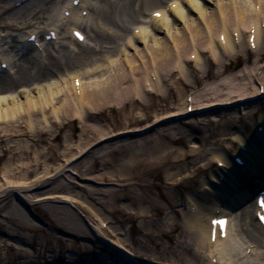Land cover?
Segmentation results:
<instances>
[{
  "label": "bare ground",
  "instance_id": "6f19581e",
  "mask_svg": "<svg viewBox=\"0 0 264 264\" xmlns=\"http://www.w3.org/2000/svg\"><path fill=\"white\" fill-rule=\"evenodd\" d=\"M249 48L258 57L253 65L238 72L227 69L241 50L247 54ZM189 49L187 60L184 55ZM192 58L202 65L203 78L214 80L186 95V76L198 81ZM263 59L264 0H0V161L9 155L0 176V215L6 211L5 219L12 225L6 227L10 238H0V250L5 249L7 256L6 261L1 257L0 264H52V260L58 264L61 254L40 258L43 243L31 239L37 226L28 222L29 206L49 212L58 221L71 218L66 213L75 215L77 223L64 226L85 232L73 208L86 207L82 200L89 198V192L103 191L102 175L118 173L105 158L121 138L113 139L115 134L102 125L99 115L112 107L122 110L130 125L143 124L152 120L145 108L139 109L145 112L138 118L127 117L135 110L132 100L153 107L155 95L148 92L167 95L172 85L177 87L178 109L156 115L143 131L129 130L131 135L140 134L136 140L144 143L133 142L131 136L129 148L156 147L153 154L160 161L168 160L166 174L174 181L182 179L179 163L190 153L192 173L199 170V159L201 168L213 160L216 168L202 178V191L187 198L190 211L182 216L185 237L172 249L159 245L151 260H141L137 249L123 243L119 235L106 237L104 232L112 231L97 214L100 226L90 225V231L111 254H101L106 262L102 264H161L164 259V264H264V114L259 117L262 129L253 135L245 133L242 121L249 108H262L257 103L264 99ZM189 96L192 100H187ZM228 110L241 122L236 128L227 120ZM71 118L80 122L81 135H87L79 145L71 143L70 134L62 148L45 141L50 129H43L41 123L63 130ZM192 118L196 122H189ZM220 119H226L216 126L222 143H210L202 158L197 155L196 137L188 151L182 145L171 146L183 135L192 141L191 129L197 133L205 128L203 137L208 138L214 134L210 125ZM170 134L175 142L168 144L165 137ZM232 142L236 143L233 154L229 152ZM79 161L83 168L78 167ZM103 162L106 168L100 166ZM125 165L123 161L117 168ZM72 166L81 176L89 172L95 176L88 178L90 183H76L66 176ZM12 194L27 208L13 202ZM223 216L228 217L227 223ZM235 217L238 223L233 224ZM25 245L33 251L25 250ZM13 248L18 257L10 255ZM62 260L61 264L80 263L73 253Z\"/></svg>",
  "mask_w": 264,
  "mask_h": 264
},
{
  "label": "rangeland",
  "instance_id": "374dc122",
  "mask_svg": "<svg viewBox=\"0 0 264 264\" xmlns=\"http://www.w3.org/2000/svg\"><path fill=\"white\" fill-rule=\"evenodd\" d=\"M10 1V0H9ZM6 2V1H5ZM13 2V1H11ZM122 5L121 7H123ZM120 16L122 12L120 11ZM94 17L98 18V15L94 14ZM93 23V22H92ZM91 25V24H90ZM217 37V34H216ZM190 51H187L184 55V57L189 60L190 59ZM258 58L256 54L253 52V49L249 48V52L246 54L245 51L241 50L240 55L237 57L236 60H233L227 65V69H233V71L238 72V69H241L245 66L253 65L254 61ZM264 61V59H263ZM191 67L194 70V73L197 74L196 79L198 80L197 83L191 79V77L186 76L185 80V88H186V95H189L190 93H194L196 90H198L200 87L203 88L206 86L207 82H210L214 80L213 78L204 79L203 74L204 71H200L202 68V65H197L195 63V59L192 58L191 60ZM3 66V65H2ZM214 70V69H213ZM190 78V79H189ZM193 80V81H192ZM150 84V83H149ZM197 84V85H196ZM264 86V84L262 85ZM149 87V86H148ZM177 88V87H176ZM175 88V85L171 86V89L169 90L168 87L164 88V93H166L169 90V93L167 95H162L158 97V95L153 94L152 91H149V95H155L152 98L153 107L150 105L148 106L147 103H143L141 100L133 99L132 101H135V110L132 114H128V118H138V115L149 113L152 116V120L145 121L143 124H138L135 126V124H129L128 119H126L125 114L122 112V110H118L115 108H107L104 112H102L99 116V121L102 123V125H106L109 131H111V134L114 133L113 139L121 138V140L118 142V146H113L108 151L114 150L113 153H111L110 156L105 158L108 161V164L112 166H116V170H118V173H115V175H102L105 176L104 182L101 184L100 180L99 186L103 187V191H95L99 192L98 194L94 193V191L89 192L88 197L82 200L83 205L86 207H79L77 206L78 211L74 209L73 212H75L77 215V219L81 221L84 227L85 232H79L77 230L70 231L68 230L67 225L69 223L74 222V217L72 214L66 213V216L71 218H65V220H56L55 217H53L49 212L43 211V209H36L35 206H29V215L26 217L30 218L28 219L29 224H32V222L37 226V229H35L31 234L32 240H38L40 239L42 241V247H40L41 255L40 258H43L44 255H56L61 254L59 256V262L58 264H61L66 259L67 255L70 253H73L74 256H78L80 258L79 264H102L106 263L103 262V260L100 259L101 254L111 256V254H107V249L104 248V246L100 243V240H96V236L93 235V233L90 231L89 226L90 225H97L100 226V222L97 218V214L103 218L106 219L105 224H109V228L111 229L112 233L104 232L106 234V237L114 239L116 237H120L121 241L123 243L134 246V248L137 249L139 258L141 260L146 261L147 258L151 260L153 258V253L158 250L157 247L159 245H163L164 247L168 248H174L176 241H182L185 230L184 225L182 222V216L184 211H190L189 207L187 206V198L190 194H194L198 192V190L202 191V178H208L209 175L212 173V171L216 168V162L213 160L212 165H209L205 168H201L200 163L198 164V169L194 173L191 171L192 169V158L191 153L189 154V157L186 161L182 162L180 161L179 167L181 168L182 172L184 174L181 175L180 180L179 177L176 178L178 181H174L172 179H168L166 172L169 170V163L164 158V162L160 161V159L157 158L156 154L154 155L153 152L156 150L155 148H151L149 144H145V146H140L143 141L141 139H137V136L140 134H134L131 135L134 130L143 131V127L149 124L151 121H153L156 115H168L172 111H175L179 107V97L177 93V89ZM264 88L261 89V91ZM160 98V99H158ZM192 100V96L187 97V100ZM259 104V105H258ZM183 106V105H182ZM181 106V107H182ZM262 106L261 109H251L249 108L248 114L245 116L243 115L242 121L245 125V133L247 135H253L258 132L259 129H262V126H260V114H264V99L260 100L257 103V107ZM141 107V108H140ZM131 104L127 107L126 110H130ZM137 108V110H136ZM142 108H145L144 112H141L140 110ZM184 106L182 107V109ZM140 109V110H139ZM192 106L190 105L188 107V111L191 112ZM256 112L253 116L249 114L250 112L253 114V112ZM226 111L227 120L230 121V125L234 126L235 128L241 124V122H238L235 120V113H231ZM159 113V114H157ZM224 114V113H223ZM240 116V114H238ZM242 116V115H241ZM207 117L210 118V116L207 115ZM226 119H220L218 122H215V124H211L210 128L213 130L212 133L208 138L203 137L205 134V128H200V130L195 133L194 129H191L190 131L193 133L191 140H186L188 138L187 135L180 136L179 141L176 140L175 137L170 134L166 135L165 141L169 144L170 141L173 143L171 146L176 145L177 147L185 146V150L188 151L190 149H193L192 146H194L193 139L195 138L197 142V146L199 151L198 154L199 157H203L204 154L207 151L208 146H210V143H213V141L217 143H222V141L219 140V137L217 135L218 130L216 126L222 125L221 123L225 121ZM125 121V124H124ZM167 121V120H166ZM190 121H195L196 119L192 118L189 119ZM127 122V123H126ZM194 122H191L189 124H193ZM187 124V123H186ZM183 125V123H182ZM215 125V126H214ZM43 127V129H50V132L46 134L44 137L46 142H51L53 144H60L61 148L63 147V143H67L68 141V134L71 135V143L78 144L80 143V138H86L85 136L81 135L82 126L80 122L77 120H74L71 118L68 120L67 127L63 130H58V128H52L44 126L42 123L40 125ZM125 126H128L129 128H123ZM185 128H187L185 126ZM93 130H90V133ZM260 131V130H259ZM120 132V135H117V133ZM94 133V131H93ZM96 133V131H95ZM195 133V134H194ZM129 134V135H128ZM56 136V137H55ZM133 136V137H131ZM96 137V135H95ZM133 138V142H137L140 144L137 146L136 149L129 148V140L128 138ZM112 138V137H111ZM127 138V139H126ZM27 139V138H26ZM123 139V140H122ZM207 141L205 143L204 141ZM169 140V141H168ZM201 141L203 145H201ZM178 142L180 144H178ZM214 142V143H215ZM183 143V144H182ZM42 145V144H41ZM44 145V144H43ZM166 145V143H165ZM164 145V146H165ZM182 145V146H181ZM188 148V149H187ZM236 148V143L232 142L231 147H229V152L231 154L234 153V150ZM151 153L153 156H151ZM161 153H165V149L161 147ZM50 155L56 157V154L50 149ZM9 155L6 156V158H3L2 161H0V176L4 174V167L6 166V160L8 159ZM54 157V158H55ZM165 157V156H164ZM53 158V159H54ZM101 159V158H100ZM152 160V161H151ZM82 161V160H81ZM79 161L80 168L84 167V163ZM84 161L86 159L84 158ZM127 165H125L123 168L120 169L119 165L121 162H123ZM51 163H54V160L51 159ZM108 165V166H109ZM100 166L102 168H106L104 166V162L100 163ZM74 169L70 168V171L68 173L67 178L73 179L74 182L79 183H90L88 181V178H93L92 172H89L90 175H83L81 176L79 174V169L76 168V166H72ZM119 169H118V168ZM200 167V168H199ZM171 170V169H170ZM191 170V171H190ZM94 172H97L96 170ZM123 174H121V173ZM165 172V173H164ZM70 174V175H69ZM186 174V175H185ZM81 177H80V176ZM97 176V175H96ZM84 178L85 181H81V178ZM95 179V178H94ZM97 181V180H96ZM97 183V184H99ZM105 186V187H104ZM106 188H111L112 190H108ZM86 189V187H85ZM115 189V190H114ZM117 189V190H116ZM47 190H51L50 187H48ZM53 191V190H52ZM86 191V190H85ZM92 193V194H91ZM94 193V194H93ZM81 194H84L86 196L85 192H81ZM16 196L12 194L13 202L17 203L19 206L27 208L24 206V204H21V202H18L15 198ZM183 202V203H182ZM72 207V206H71ZM195 207H192L191 210H194ZM6 210V209H5ZM238 211H235V213ZM7 212L3 211L0 215V225L4 228L0 230V238H10L8 233L6 232V227L12 226L9 224V222L6 221L5 216ZM234 214V212H233ZM232 214V215H233ZM73 220V221H72ZM235 221L232 223H238L237 218H234ZM32 221V222H31ZM101 221V220H100ZM74 223H77L76 221ZM231 223V224H232ZM72 224V223H71ZM66 227H65V226ZM233 226H231L232 229ZM119 231H118V230ZM121 229V230H120ZM8 231V230H7ZM115 231V232H114ZM188 229L186 228V232ZM121 232V235L120 233ZM235 237V236H234ZM20 239V236L16 237ZM124 238V239H123ZM130 242H128V241ZM236 240H233L234 242ZM17 246L19 245L16 243ZM2 245V244H1ZM2 247H4L2 245ZM25 250L28 252L33 251L31 250L28 245L24 246ZM132 248V247H131ZM4 252L5 249H2ZM0 255L2 259L6 257L4 253ZM250 251L247 253L249 254ZM9 253L13 257H18V251H16L15 248L10 249ZM40 253V252H39ZM38 253V254H39ZM142 253V254H140ZM157 260V259H156ZM159 260V259H158ZM166 261L165 259L163 260ZM52 264H56L55 261H51Z\"/></svg>",
  "mask_w": 264,
  "mask_h": 264
},
{
  "label": "snow or ice",
  "instance_id": "6c2138e0",
  "mask_svg": "<svg viewBox=\"0 0 264 264\" xmlns=\"http://www.w3.org/2000/svg\"><path fill=\"white\" fill-rule=\"evenodd\" d=\"M156 15L159 16L160 13H156ZM76 35H77L81 40H83V36H81L79 33H76ZM262 203H264V201H262Z\"/></svg>",
  "mask_w": 264,
  "mask_h": 264
}]
</instances>
